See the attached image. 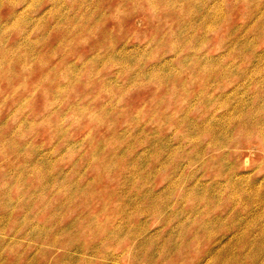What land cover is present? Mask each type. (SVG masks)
<instances>
[{
	"label": "rangeland",
	"instance_id": "rangeland-1",
	"mask_svg": "<svg viewBox=\"0 0 264 264\" xmlns=\"http://www.w3.org/2000/svg\"><path fill=\"white\" fill-rule=\"evenodd\" d=\"M0 264H264V0H0Z\"/></svg>",
	"mask_w": 264,
	"mask_h": 264
}]
</instances>
